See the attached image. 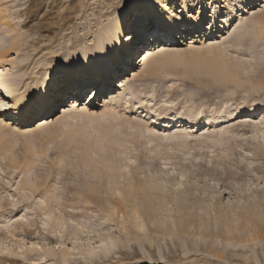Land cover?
Instances as JSON below:
<instances>
[{
	"label": "rangeland",
	"instance_id": "obj_1",
	"mask_svg": "<svg viewBox=\"0 0 264 264\" xmlns=\"http://www.w3.org/2000/svg\"><path fill=\"white\" fill-rule=\"evenodd\" d=\"M140 1L0 0V264H264L261 0H159L146 28L178 33L131 42L105 90L75 82L43 130L3 108L125 41Z\"/></svg>",
	"mask_w": 264,
	"mask_h": 264
},
{
	"label": "bare ground",
	"instance_id": "obj_2",
	"mask_svg": "<svg viewBox=\"0 0 264 264\" xmlns=\"http://www.w3.org/2000/svg\"><path fill=\"white\" fill-rule=\"evenodd\" d=\"M255 2V0H244L243 2ZM139 4L140 9L143 11L142 14H137L134 17L136 18L134 20V26L135 27V39L131 42H134L136 40L142 41V37L144 34H152V32H166L170 35L173 32H176V34L179 31V28L176 26V19L173 17H170L167 20L160 19L158 23L155 25L148 23V26L146 28L147 23L145 21L149 22L151 18L156 17V11L154 10V4L155 2H160L159 0H142ZM177 3H180V14H184L185 11L188 9L189 0H177ZM133 7H130L129 9H132ZM236 8H240L237 6ZM213 18H215V15H213ZM124 23L122 22L119 27L123 28ZM133 24V23H132ZM193 28L190 26L189 33L190 35L195 34L194 30L192 32ZM113 39H111L103 49L96 50L93 53L87 54V56L80 58L78 61H74L71 63V65L64 67L60 69V71H63L65 74V81L63 82L64 87H58L53 81H46L43 82L42 80L34 81L33 86L31 89H29L27 92L22 94L19 97H14L13 102L11 105H5L3 108H8L15 111V115H17V118L20 120H25L26 122H30L31 120L35 118H40L39 120L35 122V129H41L48 127L50 124L54 122L53 116H49L55 107V103H58V100L62 96V93L64 90L68 91L72 85L75 82H79L80 80L88 79L87 87L91 86H98L99 89L103 88L105 90V87L108 86V83H110L111 80H109L108 75L111 72H114L113 70L118 66L119 73H122L120 71L122 67L124 66V60L132 54V46L129 42V37L125 38V41L121 39V36L119 35L118 29H115L113 31ZM147 52V51H145ZM7 51H0V63L4 62L3 58L6 55ZM147 55V53H146ZM146 56L142 58L144 60ZM83 61H82V60ZM87 59L89 61H87ZM87 62H86V61ZM59 71V70H57ZM55 71H51V75H53ZM90 80V82H89ZM123 80L125 77L119 81V87L122 88V90H125V82ZM89 82V83H88ZM80 86V91H82V85ZM55 89L56 95L53 97L49 95L48 89ZM90 94V95H89ZM65 95V94H63ZM79 95V94H78ZM89 95V103L94 101V98L96 94H94V89L88 91L87 96ZM109 102L107 104H104V109L108 110L113 105V102L115 98L112 94H109ZM64 97V96H63ZM37 98H41L44 101H46L45 104H43L41 107L37 108L36 105L33 103L34 100ZM78 96H75L70 99L69 106L60 108L63 111H59L64 113L66 110H73L78 111L79 104L77 102ZM66 109V110H65ZM88 111V110H87ZM107 112V111H106ZM111 115V114H110ZM47 116V117H44ZM146 116V115H145ZM14 264V263H13Z\"/></svg>",
	"mask_w": 264,
	"mask_h": 264
},
{
	"label": "snow or ice",
	"instance_id": "obj_3",
	"mask_svg": "<svg viewBox=\"0 0 264 264\" xmlns=\"http://www.w3.org/2000/svg\"><path fill=\"white\" fill-rule=\"evenodd\" d=\"M261 3H264V0H261ZM126 36L129 37V42L131 43L132 40L135 39V33L131 32V33H125ZM121 39H123V37H121ZM33 103L36 105L37 108L41 107L43 104L46 103V101H44L41 98H37L36 100L33 101ZM65 106L64 104H61L60 107Z\"/></svg>",
	"mask_w": 264,
	"mask_h": 264
}]
</instances>
